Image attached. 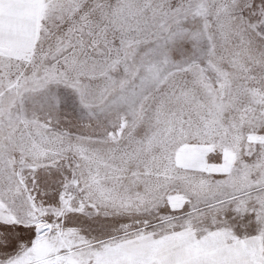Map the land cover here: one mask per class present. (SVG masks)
Returning a JSON list of instances; mask_svg holds the SVG:
<instances>
[{"label": "snow or ice", "instance_id": "obj_1", "mask_svg": "<svg viewBox=\"0 0 264 264\" xmlns=\"http://www.w3.org/2000/svg\"><path fill=\"white\" fill-rule=\"evenodd\" d=\"M0 264H264V0H0Z\"/></svg>", "mask_w": 264, "mask_h": 264}]
</instances>
